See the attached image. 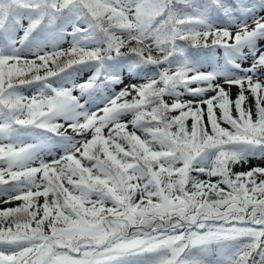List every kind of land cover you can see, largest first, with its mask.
<instances>
[{"label":"snow or ice","instance_id":"6c2138e0","mask_svg":"<svg viewBox=\"0 0 264 264\" xmlns=\"http://www.w3.org/2000/svg\"><path fill=\"white\" fill-rule=\"evenodd\" d=\"M261 165L264 0H0V264H264Z\"/></svg>","mask_w":264,"mask_h":264},{"label":"trees","instance_id":"16d2710c","mask_svg":"<svg viewBox=\"0 0 264 264\" xmlns=\"http://www.w3.org/2000/svg\"><path fill=\"white\" fill-rule=\"evenodd\" d=\"M257 164H259L258 159H254V161H253V163H252L251 165H244L243 168H239V167H238V168L236 169V171L247 170L248 167H250V166H256ZM261 166H264V165H261Z\"/></svg>","mask_w":264,"mask_h":264},{"label":"rangeland","instance_id":"374dc122","mask_svg":"<svg viewBox=\"0 0 264 264\" xmlns=\"http://www.w3.org/2000/svg\"><path fill=\"white\" fill-rule=\"evenodd\" d=\"M66 46V45H65ZM254 161V160H253ZM252 161V163H253ZM259 164H260V161L258 160ZM12 206H15L14 204L13 205H0V207H12Z\"/></svg>","mask_w":264,"mask_h":264}]
</instances>
